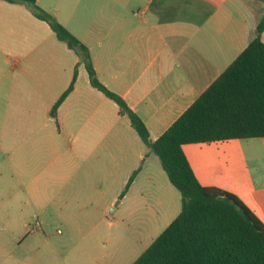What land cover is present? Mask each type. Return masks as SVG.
<instances>
[{"label": "crops", "instance_id": "crops-1", "mask_svg": "<svg viewBox=\"0 0 264 264\" xmlns=\"http://www.w3.org/2000/svg\"><path fill=\"white\" fill-rule=\"evenodd\" d=\"M37 3L89 47L100 81L140 115L152 140L249 45L259 22L249 15L261 9L252 3L253 12L246 11L245 0ZM261 38L264 41V31ZM77 65L75 87L54 117L51 109L69 87ZM136 133L130 118L91 84L78 54L58 39L46 21L24 3L0 0L1 264L6 257H15L1 239L19 241L23 235L10 226L16 218L10 209L17 191L47 192L51 187L42 179L47 180L58 159L67 174L63 156L68 151L79 157L89 153V147L128 145V153L141 159L150 148L143 141L146 149L141 148ZM183 148L203 185L237 194L264 222V137L191 143ZM47 154L52 159L44 162ZM30 218L23 209L24 233L30 230Z\"/></svg>", "mask_w": 264, "mask_h": 264}, {"label": "trees", "instance_id": "trees-1", "mask_svg": "<svg viewBox=\"0 0 264 264\" xmlns=\"http://www.w3.org/2000/svg\"><path fill=\"white\" fill-rule=\"evenodd\" d=\"M6 1L27 4L37 18L51 26L58 39L78 54L91 84L130 118L181 194L180 213L133 264H264V222L237 194L203 185L183 148L191 143L264 137V14L249 45L161 136L152 140L140 115L100 81L90 49L82 40L37 0ZM77 78L78 65L69 87L53 105L52 116L57 117ZM137 172H133L121 196Z\"/></svg>", "mask_w": 264, "mask_h": 264}, {"label": "rangeland", "instance_id": "rangeland-1", "mask_svg": "<svg viewBox=\"0 0 264 264\" xmlns=\"http://www.w3.org/2000/svg\"><path fill=\"white\" fill-rule=\"evenodd\" d=\"M252 3L261 6L259 12H253ZM245 4L246 11L253 12L248 15L260 21L264 3L245 0ZM89 148L79 157L71 151L63 156V162L68 161L67 174L61 159L53 162L47 180L42 179L51 187L47 192L17 191L10 209L16 218L10 226L23 235L19 241L1 239L15 256L6 257L4 264H133L180 213L181 194L151 149L137 159L128 153V145ZM50 159L49 154L43 158L44 162ZM137 168L136 182L121 196ZM23 209L31 213L28 233L20 221Z\"/></svg>", "mask_w": 264, "mask_h": 264}]
</instances>
